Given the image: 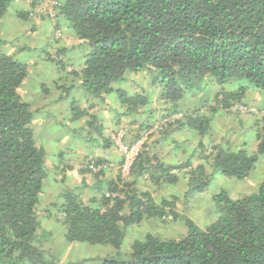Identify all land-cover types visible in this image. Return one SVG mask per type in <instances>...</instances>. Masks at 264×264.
Here are the masks:
<instances>
[{"label":"trees","instance_id":"obj_1","mask_svg":"<svg viewBox=\"0 0 264 264\" xmlns=\"http://www.w3.org/2000/svg\"><path fill=\"white\" fill-rule=\"evenodd\" d=\"M10 1L0 0V21ZM58 3L56 18L64 19L86 48L73 72L91 97L103 100L115 92L126 114L135 113L149 104L150 97L139 92L128 96L113 85L129 73L144 71L153 73L161 87L162 105L159 119L140 123L141 130L150 134L128 176H122L119 165L117 177L99 179L93 195L84 197L73 188L63 191L57 210L66 241L119 250L129 226L143 221H159L164 226L182 223L178 238L147 232L133 240L128 254L105 258L101 264H264V174L257 191L248 196L234 199L225 191L215 193L214 213L204 226L185 214L188 205L183 203L190 190L205 191L214 172L237 179L250 175L258 156L264 154V119L259 115L252 151L247 143L229 148L199 139L198 151L204 153L209 167L203 162L174 164L163 159L162 150L152 148L156 142H169L173 131L182 127L194 128L199 136L208 132L209 121L198 109L191 112L179 107L185 97L201 89L204 80L219 87L212 110L232 114L230 108L236 103L253 104L248 99L256 101L255 93L264 99V0ZM27 74L25 63L0 50V264H70L54 261L42 243L46 236L38 205L46 155L34 138V111L18 92ZM231 83L238 88L225 89ZM71 109L73 119L86 115L75 103ZM174 114L180 116L160 124ZM126 136L124 142H131L138 135L130 141ZM92 160L105 164L90 157L83 166L91 173L88 164ZM104 168L94 173L97 178Z\"/></svg>","mask_w":264,"mask_h":264},{"label":"crops","instance_id":"obj_2","mask_svg":"<svg viewBox=\"0 0 264 264\" xmlns=\"http://www.w3.org/2000/svg\"><path fill=\"white\" fill-rule=\"evenodd\" d=\"M31 2L32 0L10 1L7 10L0 21V50L12 55L15 59H18L16 56L18 52H24L26 54L33 50L32 47L36 39L40 41V46H38L39 54L34 61L29 59L28 62H23L27 65V76L29 77L37 70H42L44 72V70L51 71L54 69V71L57 72L54 65L59 66L62 70L63 73L57 77L58 80L54 83L56 89L40 94L38 100L30 105L34 111V120L37 122V125L35 126L39 132L40 130L43 131L41 134L48 137V135H50L49 133L52 131L59 132L58 130L61 128V125L62 127L65 126V124L61 123L63 118L69 116V119H73L72 112L70 111L71 102L77 100L72 98L71 102H67L64 107L65 112L62 113L59 111V98L62 96L59 86L63 85L66 87V79L68 82L69 79L71 80V78L66 77L70 76L69 74H74L73 71L76 70L72 64L75 63L73 59L77 54L75 49H78L81 53V55H79V57H81L78 60L79 63V61L83 60L86 48L84 49V47H81L84 46L83 43L72 34L68 27V23L64 19L58 17V19L52 21L48 18L46 13L47 8L49 7L48 0H35V5L33 6L31 5ZM10 8L12 9V12L8 13ZM6 17H11L12 21L8 22ZM56 27H59V29ZM13 30H18L19 33L13 34ZM55 31L60 32V35L57 34L56 36ZM28 43H31V47L27 46ZM35 49H37V47H35ZM66 53H68V56ZM58 56H61V59H57ZM147 75L155 80V76L151 72L142 71L138 73H130L129 75L127 74L123 80L130 78L134 81L132 84L131 82H128L129 86L127 87V91L124 88H115L117 82L113 85L115 90H123L128 96L139 92L150 97L149 104L140 107L135 113L126 114L127 110L124 104L120 102L115 92L105 95L103 100L91 97L90 102L83 100L82 103H80V109L84 110L86 115L72 120V123L74 124V121L78 122L77 125H74L71 129V131L75 133L74 137H71L69 133H66L65 136L61 137V139L65 141V144L69 143L70 140H76L77 145L74 148L67 149L69 154L64 162L56 163L53 162L52 159L46 160L47 162L45 161L47 167L45 177H48L49 180L47 182H65L68 184V188L76 189L77 192L86 197L87 194L93 195L97 193L96 190L99 188L98 185L100 183L99 179L110 180L117 177L119 173V163L121 162V153L111 141L113 133L124 127L127 131L126 140L130 141L133 137L138 135L137 137L144 136V141H146L150 133L142 131L140 125L144 121L153 123L155 120L159 119L161 115L160 107H162V105L159 99L161 87L157 84L153 90L154 93L152 94L149 92L150 87L149 89H144V86L135 84L136 81H139L142 77ZM139 76L142 77L138 78ZM78 80L80 82L79 78ZM154 80H152L150 86L155 84ZM206 86V93L205 91L202 92L201 88L200 91H197L194 95L185 97L182 100V103L183 101L185 103V108L182 109L185 111L190 109L187 111L191 112H193L192 109H198L200 112L197 113H200L209 121L208 135L210 138L207 139V142L223 144L224 141L230 139L231 141L238 143L240 141H238L239 139H236L235 135L238 133L237 131L243 132V134H240L242 139L243 135L248 134L250 131L249 133L254 139L253 146L256 148V136L260 128L257 123L259 116L250 115V117L247 118H239L219 108L212 110V108L215 107V93L219 87L211 83ZM204 93L207 94V96L203 98ZM108 95L115 97L116 104L114 103L113 107L107 102ZM254 97L260 98V102L257 106H259V108H264L263 97L259 96L257 93L254 94ZM200 98H202L201 102ZM250 100L248 99V101ZM151 108H154V111L150 110L149 112L148 110ZM70 113L71 115H69ZM50 120H53L54 126L49 130H45L43 123L49 124ZM240 120L242 123H240ZM68 129L69 128H66L65 131H68ZM186 129L190 131L191 128L182 127L180 130L173 131L169 140L170 143L156 142V145L152 148L162 150L161 156L165 161L174 164L190 161L193 165L203 162L209 167L210 163L204 160V153H201L200 150L198 151V131L194 133L195 140L192 138L186 139ZM77 130H80L82 133L78 135ZM230 131H233L234 138ZM225 134L228 135L223 137ZM60 135L61 133L59 136ZM80 138H83L82 142H79L78 139ZM242 139H240L241 144H237L238 146H234V148H239L246 143V141ZM225 146L229 147V145L226 144ZM254 149L250 150L252 151ZM90 157L99 159L101 162L108 164L99 178H97V174H94L99 172H88L83 166ZM56 191H58L59 194L49 189L46 192V195L57 194L59 197L61 192H63L61 188L60 191ZM49 204L50 203L48 202V205ZM53 204H55L54 200H52V205L49 206L52 207ZM69 245L71 246L72 243H69ZM61 262H63V260Z\"/></svg>","mask_w":264,"mask_h":264},{"label":"rangeland","instance_id":"obj_3","mask_svg":"<svg viewBox=\"0 0 264 264\" xmlns=\"http://www.w3.org/2000/svg\"><path fill=\"white\" fill-rule=\"evenodd\" d=\"M12 12V9H9L10 13ZM8 19V22L12 21L11 17H6ZM58 19V18H56ZM6 22V23H8ZM52 24L51 22H49ZM13 34L19 33L17 30L12 31ZM62 33V31H61ZM55 34L57 36V32L55 31ZM28 47H31V43H28ZM40 46V41L36 40L34 41V45L32 47V51L28 53H22L18 52L17 53V60L21 62H28L29 59L35 60L37 55L39 54V47ZM37 47V49H35ZM84 47L85 46H81ZM76 51V57L73 59L75 63L73 64L74 69H78L80 66L79 63L81 64L82 61L78 60L81 58L79 55H81L80 51L78 49H75ZM78 51V52H77ZM68 56V53H66ZM59 58L61 56H58ZM58 58V59H59ZM50 64V63H48ZM51 65V64H50ZM56 68L57 72L53 70L47 71L44 70H37L34 74L30 75L29 77L25 79V81L21 84L18 92L22 98L23 101L28 103L29 105L34 104L35 101L38 100V97L40 94L47 93V91H51L55 88V81L58 80L57 77H59L63 72L60 69L59 66L54 65ZM130 74V73H129ZM128 74V75H129ZM66 75V74H65ZM70 76H67L66 78H71L69 79V82L66 79V87L65 86H59V89L61 91V88L65 87L68 88L65 93H62V96L59 98V111L62 113L65 112L64 107L66 106L67 102H71L72 98H74L75 103L77 107H81L80 103H82L83 100H86L88 102L91 101V96L89 95L88 92L84 89L82 84L79 82L78 78L74 76V74H69ZM154 75V74H153ZM152 76V75H151ZM142 76H139L138 78H141ZM153 78L149 77L148 75L145 77H142L139 81H136L135 84H138L139 86H144V89H149V92L152 94L154 93L153 90L155 86H157V83L154 85H151ZM128 82L134 83L132 79L128 78L127 80H121L118 81L115 86V88H124L127 91V87L129 86ZM207 81H202V92L207 89ZM114 83V84H115ZM206 84V85H205ZM238 88V85L235 83L232 84H226L225 89L232 91ZM200 91V90H197ZM203 94V98L207 96V94ZM248 96H253V94L249 91H247ZM116 96V95H115ZM257 100H250L253 102L249 101L250 106H256L258 107V103L260 102L259 97H255ZM202 101V98H200V102ZM107 102L110 104V106L113 107V104L115 103V97H112V95H108L107 97ZM56 104V102H55ZM116 104V103H115ZM183 103L180 102L179 107L180 108H185ZM204 108V106H203ZM206 109V108H205ZM72 109H70L71 111ZM82 110V109H81ZM203 110V109H201ZM225 111V110H224ZM231 111V110H230ZM72 112V111H71ZM226 112V111H225ZM232 112V111H231ZM228 113V112H227ZM234 113V114H233ZM236 112L229 113L231 115L237 116L239 118L241 117H250V113H245L244 115H237L235 114ZM71 115V113L69 114ZM259 116V114L257 115ZM39 118V117H38ZM73 119H69V116H66L65 118L62 119L61 123L65 124L64 127H62L57 131H52L49 133L50 135L45 136L41 133H43L42 130L40 132L38 131L36 120H33L32 127L34 130V138L36 140V143L39 147H41L46 155V160L52 159L53 162H64L66 157H68L69 152L67 149L69 148H74L76 147V140H70L69 143L65 144V141L61 139L62 136H65L66 133H69L71 137H74L75 133L71 131L74 125H77L78 122L74 121L72 123ZM240 123L242 121L240 120ZM53 120H50L49 124L43 123V127L45 130H49L53 127ZM66 128H69L68 131H65ZM124 128V127H123ZM126 129V128H124ZM209 130V127H208ZM206 130V131H208ZM234 130V129H233ZM205 131V132H206ZM197 132L194 128H191L190 131L187 129L185 130V136L186 139H194L195 136L194 133ZM232 136L233 135V131ZM236 133V139H239L238 143H235L233 141L226 140L223 142L225 145H229V148H234V146H238L241 144L242 137H240V134H243L242 131H237ZM250 132V131H249ZM248 132V134L243 135L244 141L247 143V147L250 149H254L255 147L253 146V141L254 139L251 137V134ZM61 135L59 136V134ZM78 135L82 132L80 130H77ZM228 133V132H227ZM228 134H225L223 137H226ZM59 136V137H58ZM84 136V135H83ZM194 136V137H193ZM208 132L205 134H200L199 139L207 143V139H209ZM83 138L78 139L79 142H82ZM242 139V140H243ZM248 140V141H247ZM238 144V145H237ZM47 162V161H46ZM264 174V154H261L258 156L254 168L251 171V176L246 177L244 179H237L233 177H226L218 172H214L212 174V178L210 181V184L208 188L205 191L199 192L197 190H190L185 197V201L183 203H186L187 206V211H185V214L188 215L190 218L193 220H196V223L200 226H204L206 223H209L212 219L214 209H215V201L213 200L212 196L215 193H218L220 191H225L231 198H241L248 196L254 192L257 191V188L259 186V183L261 182ZM48 177H45L43 180V185H42V193L39 198V205H38V210H39V220L41 224V228L45 233L46 238L42 240L43 245L47 249L46 252H48V255L50 258H52L54 261L59 259V261L63 262H68L70 264H101L102 260L105 258H112V257H118V256H125V254H128L130 251V245L135 239H141L147 232H152L155 235L164 237L166 239L168 238H178L184 227H182V223L180 225H173L169 224L164 226L162 223L158 222H149V221H143L141 224L138 226H129V229H131L129 232L127 231L126 236L124 237V240L122 242V245L119 250L111 247L110 245H100V244H88L86 242H74L70 246L69 243L66 241L64 237V224L62 222V219L60 217V213L57 210L58 207L57 205L59 202L62 200V193L58 197L57 194H59L58 191H60V188L62 191H68V184L65 182H47ZM53 181V180H52ZM191 188V187H190ZM51 190L55 193L56 195L48 194L46 195V192L48 190ZM173 190L178 189V187L172 188ZM45 192V193H44ZM169 193V192H168ZM52 200H54L55 204H53L52 207ZM59 201V202H57ZM48 202L50 203L48 205ZM193 203V204H192ZM192 205V206H191ZM182 212V208L180 209ZM48 211V213H46ZM46 216H45V215ZM133 227V228H132ZM119 254V255H118ZM65 262V263H66Z\"/></svg>","mask_w":264,"mask_h":264},{"label":"built area","instance_id":"obj_4","mask_svg":"<svg viewBox=\"0 0 264 264\" xmlns=\"http://www.w3.org/2000/svg\"><path fill=\"white\" fill-rule=\"evenodd\" d=\"M49 2V7L47 8V15L48 17L52 20H56V14H55V6L58 5L57 0H48ZM58 35H60V32H57ZM59 58V57H58ZM57 58V59H58ZM61 59V57L59 58ZM232 112H239L241 114L245 113H250V114H259L263 119H264V109H259L255 106H246L243 104L236 103L232 105L230 108ZM180 114H174L173 116L169 118H165L162 121H160V124H165L168 122H172L174 119L178 118ZM126 136V129L120 128L116 130L113 135L112 139L114 141V144L120 151L122 155V163L120 164V172L123 177H126L129 175L130 168L135 161L136 157L139 155L142 146L144 144V136H140L135 138L131 142H124V137ZM88 167L93 171L97 172L99 171L102 167H106V164L101 165H96L93 160L89 162Z\"/></svg>","mask_w":264,"mask_h":264}]
</instances>
